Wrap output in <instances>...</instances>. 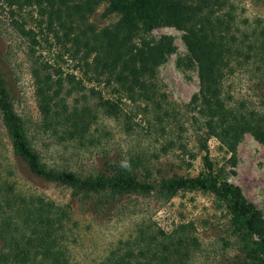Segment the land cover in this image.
Wrapping results in <instances>:
<instances>
[{
    "label": "rangeland",
    "instance_id": "374dc122",
    "mask_svg": "<svg viewBox=\"0 0 264 264\" xmlns=\"http://www.w3.org/2000/svg\"><path fill=\"white\" fill-rule=\"evenodd\" d=\"M212 1L202 5L201 18L228 23L227 38L233 46L219 98L234 113L245 115L254 110L259 115L255 118L260 119L264 117V0ZM155 10L152 0H97L88 22L103 27L124 19L141 29L146 20L141 15L150 16ZM36 19L33 9L10 14L0 1V71L41 163L83 177L96 174L104 159L116 158L129 168L134 166L139 180L152 184L172 178H211L237 189L238 200L258 212L264 222V143L244 132L233 153L210 134L205 106L192 101L199 97L198 66L183 42V30L159 25L144 32L146 40H168L171 51L156 67L151 97L155 103L139 100L134 104L110 87L103 88L102 83L88 82L83 74L86 66L66 50L70 43L56 42L54 34ZM13 20L29 31L35 43L14 27ZM40 63H46L53 80L61 82L56 99L68 109L94 112V121L83 138L66 137L63 127L54 132L42 126L32 76V68ZM90 88L99 91L103 99L119 98L117 112L105 114ZM0 178L14 182L23 194L52 203L64 214L77 240L75 245L71 241L70 250L82 264L104 258L120 242L147 227L183 240L185 264H245L246 251L256 249L260 242L254 232L243 228L245 217L233 210L230 201L199 187L179 189L170 198L132 196L124 198L116 210L99 207L94 213L99 196L77 194L27 173L12 152L1 111Z\"/></svg>",
    "mask_w": 264,
    "mask_h": 264
},
{
    "label": "trees",
    "instance_id": "16d2710c",
    "mask_svg": "<svg viewBox=\"0 0 264 264\" xmlns=\"http://www.w3.org/2000/svg\"><path fill=\"white\" fill-rule=\"evenodd\" d=\"M0 1L6 5L10 14H15L16 10L33 9L38 24L53 33L56 42L70 43L66 50L71 57L79 59L86 66L83 74L88 82L102 83L103 88L110 87L120 97L124 96L134 104L139 100L151 102L155 90L156 67L171 51L168 40L149 41L144 32L159 25H172L183 30V42L198 66L199 97L195 96L192 101H201L205 106L209 115L206 126L210 134L233 153L244 132L264 143V117L255 118L259 115L254 110L245 115L241 111L234 113L219 98L220 83L229 68L228 57L231 56L233 46L227 38L230 32L228 23L201 18L202 5L206 1L213 3L212 0H152L155 14L141 15L146 19L143 22L145 28L141 29L124 19L103 27L94 26L88 19L97 0ZM12 24L23 36L35 41L33 36L29 37V31L21 23L13 20ZM46 65L40 63L36 67L35 64L32 68L42 126L53 128L54 132L58 131V127H63V135L66 137L83 138L94 121V112L87 109L84 114V109H68L62 100L56 99L62 85L59 79L53 80ZM90 92L98 96L97 106L105 114L114 115L117 112L119 98L118 101L103 99L94 88H90ZM0 111L12 152L24 164L30 176L63 185L77 194L99 196L92 209L94 213L99 207L116 210L124 198L132 196L156 194L170 198L179 189L186 187L209 190L215 196L230 201L233 210L245 217L243 228L260 238V242L256 243L260 250L256 248L246 251L244 258L248 262L245 264H264V222L258 212L238 200L237 189L202 177L172 178L158 184L144 182L139 180L134 166L129 168L116 158L105 157L96 174L83 177L48 168L40 162L38 152L29 143L23 120L15 111L9 85L2 71ZM203 149H206L205 146ZM204 161L206 167L210 168L207 155ZM65 219L64 214L52 203L35 195L23 194L14 182L0 178V264H82L73 257L70 250L71 241L75 245L77 240ZM152 231L149 227L140 229L136 237L120 242V246L110 250L104 258L93 261V264H185L186 246L183 240L174 239L161 229Z\"/></svg>",
    "mask_w": 264,
    "mask_h": 264
}]
</instances>
